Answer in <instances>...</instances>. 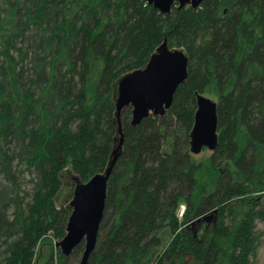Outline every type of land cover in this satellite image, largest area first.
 Here are the masks:
<instances>
[{
  "label": "trees",
  "instance_id": "trees-1",
  "mask_svg": "<svg viewBox=\"0 0 264 264\" xmlns=\"http://www.w3.org/2000/svg\"><path fill=\"white\" fill-rule=\"evenodd\" d=\"M164 38L187 55L170 148L160 149L157 117L132 125L130 107L122 110L87 264H247L254 223L264 221V0H202L168 13L144 0H0V173L9 180L0 186V264L79 262L83 241L69 255L50 242L71 211L55 204L60 173L84 182L105 170L119 135L116 81ZM201 92L217 96L218 143L206 166L188 147ZM24 170L34 180L26 202ZM208 211L213 227H182ZM164 228L172 236L162 246Z\"/></svg>",
  "mask_w": 264,
  "mask_h": 264
},
{
  "label": "water",
  "instance_id": "water-1",
  "mask_svg": "<svg viewBox=\"0 0 264 264\" xmlns=\"http://www.w3.org/2000/svg\"><path fill=\"white\" fill-rule=\"evenodd\" d=\"M160 13H168L172 5L197 7L202 0H144ZM187 75V55L181 48H169L165 38L153 52L146 64L129 71L116 81L114 97L118 142L112 150L108 166L82 182L76 177L71 208L67 218L65 234L55 242L63 255H69L83 241L84 247L78 264H87L94 249L97 232L106 198L107 181L112 165L122 143L120 112L130 107V124L137 125L148 115H162L169 109L173 94ZM196 108L189 131V152L198 153L202 148L215 149L218 143L216 102L196 93Z\"/></svg>",
  "mask_w": 264,
  "mask_h": 264
},
{
  "label": "rangeland",
  "instance_id": "rangeland-1",
  "mask_svg": "<svg viewBox=\"0 0 264 264\" xmlns=\"http://www.w3.org/2000/svg\"><path fill=\"white\" fill-rule=\"evenodd\" d=\"M172 48V47H170ZM177 48V47H176ZM204 96L210 98L211 100L215 101L217 103V96L214 93L210 92H201ZM116 94V87L114 90V97ZM122 112V110H121ZM120 112V115H121ZM157 128L161 135V145L160 149L162 152H166L170 148V144L172 141L173 136V129H174V119L173 116L170 113V109H166L165 112L162 115L157 116ZM119 136V135H118ZM189 147V146H188ZM212 150L208 149L207 147L202 148L198 153L192 154L191 156L195 161H200L206 166L208 158L211 154ZM97 173V172H96ZM33 174V173H32ZM28 171H22L19 175L17 174V182L20 184L21 188V194L24 196V201H29L30 194L33 190V175ZM61 177V186L57 190L55 194V204L56 205H62L63 203L66 205H69V201L72 196V188L76 180L74 177L76 175L73 174V172L66 168L60 173ZM207 173L202 169V171L198 174L199 180L204 183L207 181ZM77 178V177H76ZM208 186L210 185L209 182L207 183ZM9 185V180L0 173V186ZM11 211L12 208H9L7 211V216L11 217ZM183 211H184V204L180 201L178 203V206L176 208L175 216L177 220L180 222L183 220ZM215 224V214L214 212H205L202 215H199L197 217H193L189 219L188 221L184 222L182 225L183 228L187 229L189 232L193 234L200 235L203 229L207 226L213 227ZM254 232L257 235V245L253 253H251L248 256V262L247 264H264V221H258L256 220L254 223ZM180 230L179 227H177V231ZM164 233H162V246H164L171 238V234L169 230L166 228L163 229ZM49 238H45L42 241V244L44 242H49ZM57 240H54V238H50V242H55ZM45 247V245H42ZM56 247V246H55ZM78 264V262H77Z\"/></svg>",
  "mask_w": 264,
  "mask_h": 264
},
{
  "label": "flooded vegetation",
  "instance_id": "flooded-vegetation-1",
  "mask_svg": "<svg viewBox=\"0 0 264 264\" xmlns=\"http://www.w3.org/2000/svg\"><path fill=\"white\" fill-rule=\"evenodd\" d=\"M173 6V5H172Z\"/></svg>",
  "mask_w": 264,
  "mask_h": 264
}]
</instances>
